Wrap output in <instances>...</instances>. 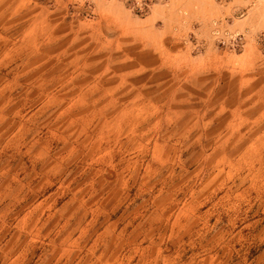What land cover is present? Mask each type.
I'll list each match as a JSON object with an SVG mask.
<instances>
[{"label":"rangeland","instance_id":"obj_1","mask_svg":"<svg viewBox=\"0 0 264 264\" xmlns=\"http://www.w3.org/2000/svg\"><path fill=\"white\" fill-rule=\"evenodd\" d=\"M143 256L264 264V0H0V264Z\"/></svg>","mask_w":264,"mask_h":264},{"label":"crops","instance_id":"obj_2","mask_svg":"<svg viewBox=\"0 0 264 264\" xmlns=\"http://www.w3.org/2000/svg\"><path fill=\"white\" fill-rule=\"evenodd\" d=\"M31 215H33V212H32V214ZM27 217H29V211L27 212ZM28 223H29V221H28ZM140 229V225L139 226H137V228H136V230H134L136 233H137V237L141 234V231L139 230ZM138 232H139V234H138ZM145 235H147V232H146V230H145V234H144V236ZM120 237V236H119ZM150 237H151V234H150ZM156 238L157 237H152L151 238V241H153L155 244L154 245H145V246H142L143 244H141V243H138V249H140L141 248V246H142V248L145 250L146 248H149V249H152V248H157V246H160V242H159V244L157 245V241H156ZM141 258V257H140ZM145 257L143 256L142 258H141V261H140V259H139V261H138V264H143V263H145L144 261H143V259H144Z\"/></svg>","mask_w":264,"mask_h":264}]
</instances>
